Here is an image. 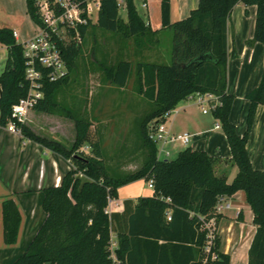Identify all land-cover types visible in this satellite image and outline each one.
Returning a JSON list of instances; mask_svg holds the SVG:
<instances>
[{"label":"trees","instance_id":"obj_1","mask_svg":"<svg viewBox=\"0 0 264 264\" xmlns=\"http://www.w3.org/2000/svg\"><path fill=\"white\" fill-rule=\"evenodd\" d=\"M239 2L255 6L251 41L264 44V0H198L187 16L175 21L170 20V0H160L161 29L172 32L170 61L135 64L137 91L150 104L138 123L144 156L135 171L123 176L109 173L100 140L92 136L91 122L69 109L64 115L73 120L75 128L69 147L40 137L20 124L22 138L68 159L72 167L58 185L42 188L45 219L26 250L9 264H110L112 234L117 244L114 252L122 264H202L206 232L200 229V217L207 220L214 216L217 195L231 196L239 190L252 210L255 226L246 264H264V170L252 166L246 149L255 109L264 105V65L259 83L245 94L249 108L242 134L229 120L234 95L226 91L227 22ZM25 6L29 18L37 22L34 0H25ZM125 13L122 20L116 0H102L95 25L124 36H147L153 44L158 42L157 31L151 30L138 14L133 0H125ZM90 25L80 28V44L70 42L64 47L67 74L44 83V96L34 110L54 113L60 108L55 101L57 89L75 67ZM12 31L9 26H0V44L7 50L0 73V126L10 119L11 104L26 93L22 46ZM131 69L130 61L121 58L104 69L105 77L115 86L124 87ZM194 93L217 96L212 116L219 121L230 161L237 167L230 182L224 173L215 174L216 160L204 150L186 146L175 158L161 159L156 142L150 138L152 127L166 121V114ZM84 145L90 148L88 153L80 150ZM139 179L152 180V194L117 204V188ZM1 212L3 241L14 244L21 217L12 198L3 200ZM212 251L216 257L207 256V264H229V255L220 250L217 235Z\"/></svg>","mask_w":264,"mask_h":264},{"label":"crops","instance_id":"obj_2","mask_svg":"<svg viewBox=\"0 0 264 264\" xmlns=\"http://www.w3.org/2000/svg\"><path fill=\"white\" fill-rule=\"evenodd\" d=\"M20 1L26 13L25 0ZM197 4L198 0H170V20L175 21L187 16ZM242 7L243 18H240L237 24L227 22L226 91L234 95L229 120L235 125L238 134L245 130V118L249 108L245 94L259 83L264 65V44L251 41L255 6L247 7L243 4ZM12 16L0 19V26H9L16 31V38L19 41L20 34L16 26L22 28L24 18L20 17L18 20ZM16 20L19 23H16ZM146 23L151 30L157 31L158 42L154 43V49L158 51L156 57L169 60L170 55L162 52L160 42V37L168 29H161V20L153 27L149 20ZM202 107L196 105V102H186L177 109L173 108L165 121V128L172 133L183 131L190 133L192 144L189 143L187 146L204 150L214 157L215 174L217 169L224 173L227 182H230L237 172V167L230 161V150L225 134L221 127H214L216 119L213 116H206L207 112L203 113ZM195 110L197 116L194 114ZM180 146H182L180 150L186 147ZM174 147L173 144L172 148ZM246 149L252 166L264 170V105L259 104L255 109ZM168 150L171 152V149ZM157 155L159 157V153ZM69 169L71 163L68 159L0 126V264L11 263L26 250L46 216L41 207L42 188L58 185L61 176ZM151 194L152 188L148 187L146 181L139 179L117 188L116 203ZM6 198L13 199L21 217L17 241L14 244H5L3 241L1 205ZM228 198L232 206L214 218V228L220 240V250L229 255V264H246L248 248L255 231L252 210L245 201L242 191L239 190ZM122 207L118 210L121 211Z\"/></svg>","mask_w":264,"mask_h":264},{"label":"rangeland","instance_id":"obj_3","mask_svg":"<svg viewBox=\"0 0 264 264\" xmlns=\"http://www.w3.org/2000/svg\"><path fill=\"white\" fill-rule=\"evenodd\" d=\"M138 14L144 21H150L153 27L160 22V0H133ZM142 2L147 8L142 7ZM20 0H0V19L13 15L14 19L24 18L22 28L16 26L20 34V40L30 37L36 30L34 22L23 10ZM243 3L239 2L229 14V22H239L243 18ZM249 7V6H247ZM241 10V13L239 11ZM122 20H125L124 8L118 9ZM252 12V11H251ZM240 14V17L238 15ZM16 20V23L19 21ZM94 20L88 27L83 43L75 60V67L69 72L66 82L62 83L56 92L55 101L60 108L54 113L40 112L32 109L24 121L35 134L40 137L56 140L69 147L75 136L74 122L66 117L65 111L87 118L91 122L93 138H99L107 171L123 176L135 171L143 160V149L139 137L138 123L140 117L149 110L150 104L138 93V81L135 74V64L138 61H156L162 63L169 60H161L156 57L158 51L150 38L124 36L121 32L106 31L95 25ZM172 32L168 29L160 37L163 53L170 55ZM230 37V35H229ZM25 38V39H26ZM154 38V37H153ZM152 40V38H151ZM7 58V50L0 46V73L3 71ZM130 61L132 69L124 87H118L110 83L105 77V68L112 66L119 59ZM182 99L176 107L186 102H196L195 95ZM197 105V102H196ZM207 109L206 116H212L210 105L202 103ZM65 108V109H62ZM173 114V113H172ZM197 116V111H194ZM219 123L218 120H215ZM253 121L248 133V137ZM152 123L148 125V128ZM246 129V118H245ZM245 131V130H244ZM247 137V140H248ZM174 144V148H172ZM192 144V143H190ZM158 142V148H161ZM165 148L171 149L170 155L165 157L160 151L161 159H173L182 148L177 142L166 143ZM80 150L88 153L87 145ZM220 166V164H219ZM72 167V164H71ZM221 172L216 169V174Z\"/></svg>","mask_w":264,"mask_h":264},{"label":"built area","instance_id":"obj_4","mask_svg":"<svg viewBox=\"0 0 264 264\" xmlns=\"http://www.w3.org/2000/svg\"><path fill=\"white\" fill-rule=\"evenodd\" d=\"M102 0H34L35 13L38 21L34 22L36 30L34 33L22 40L17 41L16 31L12 34L17 42L22 46L24 58V79L27 82L26 93L11 104L10 119L4 127L12 133L22 136L20 124L27 119L29 111L43 98V86L45 82L56 81L67 74V66L63 57V49L70 42L80 44L82 36L80 28L91 24L97 20ZM118 9L124 8L125 0H116ZM142 7L146 8V3L142 2ZM195 100L202 106L203 102L209 103L210 110L218 103L217 96L211 93H196ZM202 112L207 109L202 107ZM170 111L166 114V120ZM215 128L220 127L215 123ZM150 138L160 142L161 148L158 153L163 151L165 157L170 155V151L164 148L166 143H179L187 146L191 141V134L183 131L180 133L169 132L165 128V121L156 123L150 132ZM158 147V146H157ZM152 188V180L147 182ZM232 203L226 194H219L216 197L212 213L214 216L205 220L200 217V229L205 230L206 239L204 245V257L202 264H207V256L214 259L216 254L212 251L216 231L214 228V218L231 208ZM108 207L106 211L108 212ZM169 218V214L167 215ZM116 240L112 235L109 239L110 264H122L117 258L114 250Z\"/></svg>","mask_w":264,"mask_h":264}]
</instances>
